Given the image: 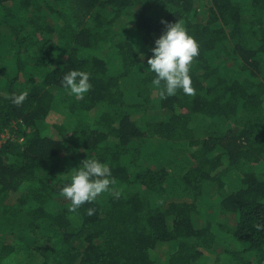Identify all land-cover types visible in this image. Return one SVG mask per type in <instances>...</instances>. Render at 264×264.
<instances>
[{"label":"trees","instance_id":"16d2710c","mask_svg":"<svg viewBox=\"0 0 264 264\" xmlns=\"http://www.w3.org/2000/svg\"><path fill=\"white\" fill-rule=\"evenodd\" d=\"M162 21L193 95L152 85ZM0 142V264H264V0H0ZM86 158L115 184L72 213Z\"/></svg>","mask_w":264,"mask_h":264},{"label":"clouds","instance_id":"9594fccd","mask_svg":"<svg viewBox=\"0 0 264 264\" xmlns=\"http://www.w3.org/2000/svg\"><path fill=\"white\" fill-rule=\"evenodd\" d=\"M166 25L163 34L154 41L151 56L147 59V68L154 74L152 85L159 89L160 98L166 99L175 96L178 90L184 94L193 95L190 68L196 57L199 56V45L188 34L180 22ZM62 86L69 94L77 99H83L90 91V74L86 71L71 70L62 78ZM28 97V92L11 94L14 105H22ZM72 172V171H71ZM115 180L112 178L110 166L96 158H86L69 177L60 191V196L70 202L69 212L76 213L85 203H92L104 193H111ZM114 195L119 198L120 192ZM94 209H88V215H93ZM257 229H264V225H257Z\"/></svg>","mask_w":264,"mask_h":264},{"label":"built area","instance_id":"2783aa9c","mask_svg":"<svg viewBox=\"0 0 264 264\" xmlns=\"http://www.w3.org/2000/svg\"><path fill=\"white\" fill-rule=\"evenodd\" d=\"M4 137L6 138V137H7V135H4ZM0 146H1V142H0Z\"/></svg>","mask_w":264,"mask_h":264}]
</instances>
